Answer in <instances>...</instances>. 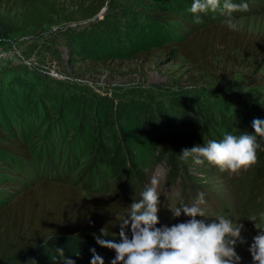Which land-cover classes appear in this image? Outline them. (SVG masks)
I'll use <instances>...</instances> for the list:
<instances>
[{"label": "rangeland", "instance_id": "1", "mask_svg": "<svg viewBox=\"0 0 264 264\" xmlns=\"http://www.w3.org/2000/svg\"><path fill=\"white\" fill-rule=\"evenodd\" d=\"M59 1L67 10L66 13H74L83 0ZM92 1L84 0L81 5L85 8ZM103 1V8L90 19L48 25L12 34L6 40L0 39V45L11 46L25 63H29L28 66L16 59L12 64L7 63V68L0 69L2 75L11 77L14 73L7 69H16L34 82V86L22 93L18 92L15 97L3 99L10 110L15 108L20 112L21 116L17 114L14 119L17 118L16 122L22 124L24 132L9 120L8 110L0 107V135L4 137V142L12 146L20 144L21 151L29 157L24 156L27 160L23 158V162H19L17 157L8 156L19 162L14 168L9 158L0 155V176L16 174L32 184L38 179L37 172L42 170H38V167L46 162L56 171H61L65 166V153L68 149L70 151L69 144L75 141L77 131V123L67 111L68 107L62 113L60 111L61 103L69 96L85 100L86 103L99 101L121 105L144 102L152 106L158 103L167 105L173 100L230 101L235 106H246L258 111L264 118V57L263 51L262 55L257 52L264 49V0H247L249 8L245 13H233L236 31L257 36L260 38L257 42H247L246 47L244 43L246 51L235 49L232 52L214 43L213 47H206L201 58L194 55V61L185 58L176 46L177 41L190 38L200 28L193 22V16L186 12L189 0ZM212 13L219 19L215 22L220 27L230 30L223 23L224 16L221 13ZM200 18L204 20L205 26L213 22L208 19V13L200 14ZM131 26L136 29L133 31ZM66 28L77 36L87 34L104 37L93 54L77 47H71L72 52L58 35L59 29ZM124 31L135 34L139 41H125L121 35ZM254 47H257L256 51ZM27 54H30L29 58ZM30 70L35 72L31 73ZM50 70L58 75V80L45 75L44 72L50 73ZM39 89L43 90L41 96ZM30 116L32 118L27 122L26 117ZM59 120L68 125L65 132L57 129L55 123ZM50 130L56 133V143L46 150L44 138ZM124 131L130 136L132 145L135 144L140 151L138 159L147 176L146 187L153 176L159 178L157 227L171 226L189 219L183 213L180 217L172 218L169 210H174L180 204L191 206L198 199L185 189L189 182L192 188L198 187L203 194L204 202L199 207L205 213L204 219L224 216L242 225L235 251L241 258L239 264H252L248 249L258 233L255 224L264 228V183L257 180L252 168L230 174L214 166H198L190 161L184 170V178L188 181L186 184L182 179L168 182L167 167L154 162L131 127H125ZM90 144L86 128L76 141L80 151L75 154V163L66 167L63 179L66 185L82 194L84 185L90 179L84 172L90 158ZM104 183L107 190L98 192L100 195L103 192L111 193L114 189L108 179ZM1 184L11 183L7 179H0ZM16 191L11 187H0V200L8 201L12 196L9 192ZM251 217H255L256 221L249 220Z\"/></svg>", "mask_w": 264, "mask_h": 264}, {"label": "trees", "instance_id": "2", "mask_svg": "<svg viewBox=\"0 0 264 264\" xmlns=\"http://www.w3.org/2000/svg\"><path fill=\"white\" fill-rule=\"evenodd\" d=\"M233 2L248 4L247 0ZM83 3L84 0L81 4ZM191 3L192 0H189L188 8ZM81 4L77 5L76 12L66 13L67 10L59 0H0V39L6 40L12 34L48 25L90 19L103 8L104 1L93 0L85 8ZM208 19L213 21L212 24L205 26L204 20H201L198 24L200 28L190 38L176 42L177 48L185 58L192 60L194 55L201 58L206 47H213L214 43L228 52L235 49L246 51L247 42H257L260 39L220 27L215 22L219 19L212 12H208ZM131 28L133 31L136 29L135 26ZM58 35L70 51L71 47H77L90 54L98 50L104 37L87 34L77 36L68 28L59 29ZM121 35L125 41H139L135 34L131 35L126 31ZM253 50L256 51L257 47ZM262 51L264 57V49L257 50L259 55H262ZM26 57L29 58L30 54ZM0 66V69L8 67L6 64ZM7 71L14 74L4 77L0 72V107L8 110L9 120L24 132L22 124L16 122L17 118L14 119L20 112L15 108H11V111L3 99L15 97L18 92L22 93L34 86V82L22 71ZM42 91L40 96L43 95ZM69 97L61 103L60 111L62 113V110L68 107L67 111L77 123V131L75 141L69 144L68 155L65 153V166L60 173L46 162L38 165V170H42L37 172L38 179L32 184L16 174L0 176V179H7L11 183L1 184L0 187L17 190L9 192L12 196L8 201L0 200V264H65V258L72 260L74 264H90L91 249H95L96 254L103 258L104 264H111L115 257L114 251L96 244L93 234L98 236L100 229L105 228L108 236L103 237L104 239L119 241L118 218L127 213L130 202L140 198V193L147 184L146 173L138 159L140 151L135 144L132 145L130 136L124 131L125 127L133 129L154 162L167 167L168 182L182 179L186 184L188 181L184 178V170L191 159L187 162L180 159L184 149L202 146L208 140L222 139L226 133L252 134V121L264 120L258 111L246 106H235L230 101L221 103L210 99L173 100L167 105L158 103L152 106L144 102L121 105L99 101L86 103L85 100ZM31 118L32 116L26 117L27 122ZM55 124L59 132H65L68 126L62 123V120ZM86 128L91 139V151L84 172L90 179L84 185L82 194L66 185L63 179L66 176V167L75 163V154L80 151L76 141ZM54 136L56 133L51 130L45 135L43 146L46 150L56 143ZM2 137L0 135V155L5 159L15 156L19 162H23V158L26 159L24 156L27 155L21 151L20 144L9 145L4 142V137L1 139ZM261 143L264 147V142ZM18 161L10 159L14 168ZM251 168L257 180L264 183V151L257 150V163ZM106 179L113 184L114 189L111 193L103 192L104 194L100 195L98 192L107 190L104 183ZM185 189L195 198L201 194L200 189L192 188L189 182ZM57 249H63V257L58 255Z\"/></svg>", "mask_w": 264, "mask_h": 264}, {"label": "clouds", "instance_id": "3", "mask_svg": "<svg viewBox=\"0 0 264 264\" xmlns=\"http://www.w3.org/2000/svg\"><path fill=\"white\" fill-rule=\"evenodd\" d=\"M247 3H234L233 0H192L186 12L193 16V22L200 24V14L219 12L224 16L223 23L233 31L238 30L233 13L247 11ZM253 133L234 135L224 134L220 141L208 140L202 146L196 145L184 149L180 159H189L198 166H214L219 171L230 174L241 169L247 171L257 163V150L264 151V120L252 121ZM159 178L153 176L149 185L140 193L138 200H133L127 213L119 217V242L104 239L108 236L105 228L100 235H94L96 244L114 251L111 264H239L240 257L235 245L240 239L242 225L232 219L219 216L215 219H204V211L199 207L203 194L191 205L180 204L174 210L169 209L172 218L188 217L185 222L171 226L159 223ZM199 217V219H197ZM256 221L255 217L249 218ZM258 233L253 237L249 247L252 264H264V228L255 224ZM243 242V241H241ZM92 252L90 264H104L103 258ZM63 257V249H57ZM65 264H74L65 258Z\"/></svg>", "mask_w": 264, "mask_h": 264}, {"label": "built area", "instance_id": "4", "mask_svg": "<svg viewBox=\"0 0 264 264\" xmlns=\"http://www.w3.org/2000/svg\"><path fill=\"white\" fill-rule=\"evenodd\" d=\"M16 59L24 61V59L22 60V56L18 55L17 52L11 46L0 45V65L7 64V63L12 64L15 62L14 60ZM25 64L29 66V63H25ZM44 73L46 75H50L51 77L53 76V78H55L56 80L59 79L58 75L55 74L51 70H50V73H47V72H44Z\"/></svg>", "mask_w": 264, "mask_h": 264}]
</instances>
